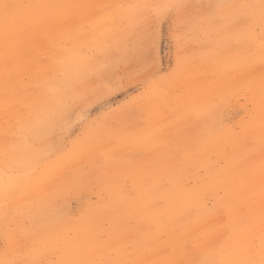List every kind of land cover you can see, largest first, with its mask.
Listing matches in <instances>:
<instances>
[{
    "label": "rangeland",
    "instance_id": "rangeland-1",
    "mask_svg": "<svg viewBox=\"0 0 264 264\" xmlns=\"http://www.w3.org/2000/svg\"><path fill=\"white\" fill-rule=\"evenodd\" d=\"M33 2L0 0V261L261 264L262 0H73L17 22ZM76 57L69 115L41 136L37 100Z\"/></svg>",
    "mask_w": 264,
    "mask_h": 264
},
{
    "label": "bare ground",
    "instance_id": "bare-ground-1",
    "mask_svg": "<svg viewBox=\"0 0 264 264\" xmlns=\"http://www.w3.org/2000/svg\"><path fill=\"white\" fill-rule=\"evenodd\" d=\"M73 0H34L32 4L34 6L29 10H22L21 13L18 15V21H25L29 23H33V21L36 20V13H41V15L47 16L49 13H55L59 15H64L66 12V9L68 6L72 3ZM24 3V2H23ZM60 6L63 7V9H60L59 11H48L49 6ZM51 7V8H52ZM50 8V9H51ZM8 25V22L5 24V26ZM22 39V38H21ZM22 42V40H21ZM77 58V59H76ZM76 58H69L65 60L62 63V66L60 67V73L61 78L59 82L53 81L50 82L48 85V91L50 93L49 97L46 99H38L40 96H36V100L38 101L36 104V111L32 113V117L34 118V121L30 124L31 127H34L38 133L41 136H44L49 128H51L56 122L62 121L65 118L67 119V116L69 115V109L68 105L66 104L67 100L70 97H73V89L71 88L73 81L75 79V76L77 73L86 67V62L83 59ZM256 60V59H255ZM257 62V61H256ZM244 66V65H243ZM187 69V68H186ZM197 73V72H196ZM251 74V73H248ZM3 85V82L0 81V85ZM21 101H24L22 98ZM4 103V102H3ZM2 103V104H3ZM1 106V105H0ZM35 107V106H34ZM264 108V107H262ZM261 108V109H262ZM51 117L50 119L53 120V124L49 121L47 122V119ZM147 121V120H146ZM3 124V123H2ZM243 126V125H242ZM249 127V126H248ZM221 131V130H220ZM242 131V130H241ZM259 131V129H258ZM261 131V130H260ZM264 131V130H263ZM255 132V131H254ZM248 133V132H247ZM262 133V132H260ZM253 134V133H251ZM256 134H258L256 132ZM208 135V134H207ZM227 136V135H226ZM256 136V135H255ZM263 136V135H262ZM229 137V136H228ZM234 137V136H233ZM238 137V136H237ZM249 137V136H248ZM114 139V138H113ZM227 139V138H226ZM238 139V138H237ZM225 140V139H224ZM256 141V140H255ZM230 142V141H229ZM228 143V142H227ZM248 143V142H247ZM258 143V142H257ZM229 145V144H228ZM245 145V144H242ZM241 145V146H242ZM249 146V145H248ZM255 146V145H254ZM244 147V146H243ZM252 146H250L251 148ZM253 148V147H252ZM26 157L30 159L31 161L37 160L39 158V153H36L30 148H24ZM81 149V148H80ZM205 150V149H204ZM227 150V149H226ZM225 150V151H226ZM246 150V149H245ZM250 150V149H249ZM207 151V150H206ZM229 151V150H228ZM248 151V150H247ZM246 151V152H247ZM253 152V151H252ZM259 152V151H258ZM254 153V152H253ZM246 154V153H245ZM199 155V154H198ZM197 155V156H198ZM218 156V155H217ZM227 156V155H226ZM241 156V154H240ZM252 158V157H250ZM264 159V158H263ZM227 161V160H226ZM263 161V160H262ZM192 167V166H191ZM200 167V166H199ZM5 138L0 137V217H2L5 214ZM253 168V167H252ZM213 169V168H212ZM198 170V169H197ZM241 172V171H240ZM196 174V173H195ZM190 176V175H189ZM222 176V175H221ZM201 178V177H200ZM206 178V177H205ZM237 178V177H236ZM182 181V180H180ZM241 181V180H240ZM182 183V182H180ZM171 184V183H169ZM181 185V184H179ZM238 185V184H237ZM167 186V185H166ZM188 186V185H187ZM236 186V185H235ZM204 187V186H203ZM194 188V187H193ZM236 188V187H235ZM190 189V188H189ZM204 189V188H203ZM206 189V188H205ZM224 189V188H222ZM221 189V190H222ZM241 190V189H240ZM235 192V191H234ZM210 193V192H209ZM203 194V193H202ZM223 194V193H222ZM173 195V194H172ZM171 195V196H172ZM177 195V194H176ZM224 195V194H223ZM227 195V194H226ZM235 195V194H234ZM237 195V194H236ZM175 196V195H174ZM200 196V195H199ZM208 196V195H207ZM248 197V196H246ZM199 198V197H198ZM218 198V197H217ZM240 198V197H239ZM211 200V199H210ZM213 202V201H211ZM215 202V201H214ZM219 202V201H218ZM227 202V201H225ZM171 203V202H170ZM173 203V202H172ZM199 203V202H198ZM237 203V202H235ZM204 204V203H203ZM244 205V204H243ZM248 205V204H247ZM229 206V205H228ZM188 207V205H187ZM264 207V206H263ZM225 208V206H224ZM242 209V208H241ZM34 210V209H32ZM192 211V210H191ZM260 211V210H259ZM214 212V211H213ZM209 213V212H208ZM263 213V212H262ZM248 215V214H247ZM254 215V214H253ZM204 216V215H203ZM241 216V215H240ZM264 216V215H263ZM193 219L190 221V224H200L201 221V213L196 212L194 214ZM204 218V217H203ZM214 219V218H213ZM212 219V220H213ZM225 219V218H224ZM205 220V219H204ZM262 220H260L261 222ZM207 222V221H206ZM251 222V221H250ZM259 222V221H258ZM259 222V223H260ZM230 223V222H229ZM249 224V223H248ZM242 224H240L241 226ZM235 226V225H234ZM255 226V224H254ZM257 227V226H256ZM242 228V227H241ZM245 228V227H244ZM239 229V228H238ZM249 231V230H248ZM247 231V232H248ZM256 231V230H255ZM257 235V234H256ZM252 257V256H251Z\"/></svg>",
    "mask_w": 264,
    "mask_h": 264
},
{
    "label": "snow or ice",
    "instance_id": "snow-or-ice-1",
    "mask_svg": "<svg viewBox=\"0 0 264 264\" xmlns=\"http://www.w3.org/2000/svg\"><path fill=\"white\" fill-rule=\"evenodd\" d=\"M12 6L10 5H3V9H4V15H5V18L7 19L8 16H9V9L11 8ZM135 7H138V8H145V9H148V8H151L153 6L151 5H142V6H135ZM158 7H161V8H164V9H169L171 7H180V6H170V5H161V6H158ZM243 7V6H241ZM261 8L264 9V0H262V3H261ZM183 59H184V54L180 48V46L178 45V49H177V71L180 69L182 63H183ZM0 264H15L14 261H0ZM69 264H79V262H69ZM89 264H95V262H89ZM103 264H140L139 261H136V260H118V261H107V262H103ZM261 264H264V260L261 261Z\"/></svg>",
    "mask_w": 264,
    "mask_h": 264
}]
</instances>
